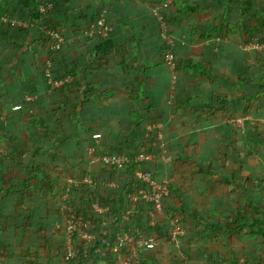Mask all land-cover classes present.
<instances>
[{"label": "crops", "instance_id": "crops-1", "mask_svg": "<svg viewBox=\"0 0 264 264\" xmlns=\"http://www.w3.org/2000/svg\"><path fill=\"white\" fill-rule=\"evenodd\" d=\"M45 1L48 10L53 12L56 0ZM154 1L157 4L163 0ZM252 2L255 7H247L246 3L252 6ZM61 4L60 17L55 13L57 34L68 37L67 48H63V51L67 49L69 55L68 64L78 65V73L71 77L72 82L67 88L57 89L47 95H27L26 84L36 81V85L42 88L45 81L35 59L29 54L38 48L35 38L39 35L38 30H43L39 28L40 21L36 22L39 24L35 26L36 32L32 31L27 20H19L26 23L27 27L10 25L5 26L4 35L0 32V83L4 85L0 113L5 108L6 115L18 113L16 107L22 106L19 98L26 96L24 99L27 104H31L28 112L51 123L48 139L53 146L49 154L53 165L45 174L51 173L50 178L58 182L68 171H100L101 167L93 164L99 154L93 157L84 140L87 136L101 135L100 143L106 148L113 146L122 150L127 146L133 147L127 135L133 130L132 123L140 116L145 119L142 128L155 131L157 145L160 143L165 146V140L168 139L175 146L173 155L177 157L179 151L185 152L183 161L189 163L194 160L192 166L205 162L213 166L217 161L222 166H227L229 162H240L233 153L235 145L242 140L258 138L257 129H264V124H259L264 118L263 88L252 77L253 68L258 71V65L261 69L264 67V52L247 48L254 42L264 40V25L258 20L264 17V0H175L174 10L169 14L171 19L169 22L166 20L168 33L174 42V68L163 55L166 45L159 36L160 27L153 16L155 5H149L148 0H67L64 5ZM47 11L41 13L46 14ZM102 11H107V22L113 28L107 39L88 35L98 19V12ZM93 16L95 20L91 21ZM52 33L48 32L52 40L44 44L46 50L56 49L58 41ZM102 40L107 46L104 50L107 54L98 55L96 46ZM17 44L23 46L20 54ZM61 63L60 59L56 62L59 68H62ZM16 64H23L27 75L25 81L21 80V70L10 72ZM242 95L250 99L245 98L243 101ZM175 98L178 100L177 105L174 103ZM71 106L75 109L72 120L62 119L58 114L63 125L61 128L55 113L60 110L68 117L73 109ZM6 115L1 117L3 127L15 131L18 121H9ZM232 118H246L244 128L225 123L226 119ZM147 121L153 123L148 124ZM60 130L68 134L67 142L59 139ZM20 135L24 136L22 133ZM146 136L151 144V138ZM24 143L25 140L20 142L23 146ZM0 152L7 155L4 148ZM166 157L167 151L161 158L166 161ZM259 160L264 167V158ZM98 163L96 161L95 164ZM0 164L6 167L2 161ZM228 168L231 169V166L228 165ZM39 175L43 177L42 173ZM180 179L182 181L185 177ZM203 180L207 193L202 197L205 201L199 200L196 205L195 194L191 190V195L185 196L178 207L195 215L201 204L202 209H209L210 204L213 205L212 195L227 193L222 185L224 181L220 178L211 176L209 180H215L216 184ZM229 196H225V200H229L228 209L218 211L221 215L226 212L230 216ZM44 202L41 203L45 205L44 208L37 209L36 217L44 223L48 222L49 227L41 234L56 237L55 231L61 219L56 211L58 208L55 210L53 207L58 204L61 206V203L58 198H49ZM184 217L177 214L174 219L182 222ZM29 234L23 238L7 237L0 232L1 239L7 242L6 246L0 247L3 260L6 261L5 254L11 250L10 253H14V256H10L11 264L27 263L22 252L33 246L29 242ZM193 239L196 241V244H192L197 251L194 255L196 258L185 257L186 264H210L206 262L204 253L212 255L213 264H225L232 260L237 264H264L262 237L237 235ZM170 245L180 248L181 242L179 245ZM160 247L166 250L167 245L162 244ZM169 250L161 255L163 264H170L171 248Z\"/></svg>", "mask_w": 264, "mask_h": 264}, {"label": "trees", "instance_id": "trees-1", "mask_svg": "<svg viewBox=\"0 0 264 264\" xmlns=\"http://www.w3.org/2000/svg\"><path fill=\"white\" fill-rule=\"evenodd\" d=\"M66 1L56 0V8H53V12L48 10L46 14H42L40 4L36 0H0V32L3 35L5 34V26H9L3 22L4 17L27 20L31 24L30 28L33 32H36L35 26L38 27L39 25L36 22H41L39 28L41 27L43 30H38L39 35L35 38L38 48L35 51L32 50L29 54L35 59L36 66H39V73L45 81L42 88L36 85V81L26 84L28 96L47 95L57 89L67 88L69 83L72 82L71 77L78 73V65H69L67 49L63 51L64 47L67 48L68 37L62 34L59 35L63 38V42L60 43V46L57 42L56 49L46 50L44 46L49 39L52 40V37L48 34L49 31L58 33L55 25L57 23L55 13L60 17L62 14L61 3L64 5ZM230 1L232 2V0ZM150 3L156 5L154 0H150ZM174 3L175 0L166 13L168 22L169 14L173 12L175 7ZM252 4L251 6V4L246 3L249 8L255 7L254 2ZM100 14L101 12H98L97 18ZM94 20L95 16L91 21ZM258 20L264 25V17ZM104 45V40H102L96 46L98 55L107 54L104 51L107 46ZM17 46L18 54H20L23 46L19 44ZM59 59L62 61V68H59V65L56 64ZM23 64H16L10 72L21 70V80L25 81L27 75L23 70ZM258 66L260 67V65ZM259 67L258 71L252 69V77L263 88L262 96L264 95V67L262 69ZM61 82L62 84L59 87L54 86V83ZM3 87V83H0V98ZM242 96L243 101H245V98L246 100L249 98ZM24 98L26 99V96L19 98L22 106L16 110L19 111L18 113L14 112L6 115V108L2 109L4 113H0V150L4 148L5 153H7L4 156L0 152V162L6 164L5 168L0 164V232L7 237L16 235L17 237L22 236V238L30 233L29 236L31 237L28 238L33 240V246L28 248L27 251L23 249L24 252H22L24 257L27 258L28 264H122L124 259L133 254L135 247H124L118 253L110 252L109 248L115 246L120 233L154 237L160 242V246L166 244L167 248L164 247L166 250L171 248L170 257L172 259L170 264H184V262L186 264L185 257H194L197 251L192 247V244H196L195 239L192 240V237H237L239 235L262 237L264 242V167L259 160V158H264V129H257L258 138L242 140L235 145L233 153L238 156L236 160L240 161L239 163L229 162L227 166H222L220 165L221 162L217 161L214 166L208 162L200 165L196 163L195 166H192L194 160L191 159L193 162L189 163L183 161L186 157L183 154L185 152L179 151L177 157L173 155L175 146L168 139L165 140V146L160 143L157 145L155 131L151 130L150 132L147 128H142L145 119L140 116L132 123L133 130L127 135L133 147L127 146L122 150H118L113 146L106 148L101 143L96 144L94 136H87L84 140L88 149L90 146H96V155L99 154L98 156L112 153L127 154L131 158V162L124 171L118 172L116 169L108 168L100 163V171L90 169H78L77 172L68 171L60 179L61 181L56 182V179L54 181L53 178H50L51 173L45 174L53 165V162L49 160V154L53 150L51 140L48 139L51 134V123L30 114L28 111L31 104H27ZM177 102L178 100L175 98V105H177ZM65 107L67 105L63 109ZM72 108L68 117L67 114L63 115L59 110L56 111L55 118H58V114H60V118L72 120L71 116L75 110L74 107ZM10 109H12L11 106ZM2 115H6V119L8 118L9 121H18L15 131L11 132L3 127ZM58 120L61 128H63L61 120L59 118ZM150 122L147 121L146 123L149 124ZM249 129L251 131V128ZM20 133L24 136H21ZM59 134V139L67 142L68 134L62 130L59 131ZM144 135L151 138V144L150 140L145 138ZM23 140H25L24 146L20 144ZM166 151L167 159L165 161L161 156ZM142 154L152 155L153 158L149 162H136L137 156ZM96 155L92 156L96 157ZM56 156H54L55 159ZM95 163L93 161V164ZM228 165L231 166V169L228 168ZM137 169H143L155 181L163 182L166 179L171 181L169 185L170 194L164 199V214L158 215L156 226L150 225L154 204L146 201L140 194V190H146V185L136 178ZM40 172L43 177H40ZM183 176L185 179L181 181L180 178ZM211 176L223 180L222 185L227 190V193H215L211 196L213 205H210L213 208L210 206L209 209H202L201 204L198 211H195V215H193L192 212L185 211L183 207H178V204L183 203L185 196L190 194L191 190L195 194L196 205L199 204V200L204 202L205 199L202 197H205L207 193L204 191L203 178L206 183L216 184L215 180H209ZM86 178H91L95 185L85 183ZM200 179L202 181H198ZM71 180L78 183H71ZM113 180L119 185L117 189L107 186V182ZM228 194L231 200L229 206L231 220L226 212L222 215L218 212L223 208L228 209L229 200H225V196ZM66 196L69 198L65 199L63 204L75 212L77 219L83 217L84 222L87 224V232L92 233L95 237L91 241H83L77 232L73 233L71 237L74 244L81 250V256L75 260L67 259L65 245L68 236L66 235V226L62 224V218H60L61 223L59 225L61 227L59 230L63 229V231L61 230L63 235L62 237H54V235L41 234L43 230L49 227V224L36 217L37 209L44 208V201L49 198L62 200ZM133 197H137L136 201H133ZM244 204L245 207H243ZM96 205L107 209V211L101 214L96 210ZM177 214L185 216L182 222L188 225L186 226L185 235L181 238L180 248L169 244L171 242V220ZM33 235L37 237H33ZM1 238L0 247L6 246V240ZM160 246L154 251L144 249L141 252L140 264H163L162 256L166 250H163ZM10 252L11 250L5 254L6 261L3 260V255L0 256V264H11L9 262L10 256H14V253ZM206 254L204 253L206 262L213 264L212 255L208 256ZM31 259L34 260L31 261ZM232 262L235 261L232 260L225 264H231ZM234 264H237V262Z\"/></svg>", "mask_w": 264, "mask_h": 264}, {"label": "built area", "instance_id": "built-area-1", "mask_svg": "<svg viewBox=\"0 0 264 264\" xmlns=\"http://www.w3.org/2000/svg\"><path fill=\"white\" fill-rule=\"evenodd\" d=\"M40 4V11L42 13H45L48 10V5L46 4L45 0H36ZM174 0H166L162 1L161 3L156 4L153 7V16L156 19L159 27H160V37L165 42L166 48L163 50V55L165 59L171 63L172 67L174 68V62H175V55H174V42L173 39L170 37L168 33V23L166 21V13L168 12L169 8L171 7ZM148 4L151 5L150 0H148ZM107 11H102L96 22L91 26V29L88 32V35L93 36L97 35L98 37L102 39H107L111 36L113 32V28L108 24L107 22ZM3 22L7 25L11 26H24L27 27V24L19 21L18 19H11L8 17L3 18ZM54 38H56L60 43L63 42V38L60 37L58 34L52 33L51 34ZM248 50H255L258 52H264V42H256L253 44H250L248 47ZM61 83H54L55 87H59ZM20 109V107H16V110ZM247 119L246 118H232V119H226L227 124H233L237 127L244 128L246 124ZM101 135H95L94 140L96 141V144H99L101 142ZM88 152L91 155H96V146H90L88 149ZM152 155L142 154L137 156L136 162H149L152 160ZM100 163H102L104 166L112 169H116L118 172H122L126 169L128 164L131 162V158L125 154V153H112V154H105L99 156V158L96 160ZM95 161V162H96ZM136 178L143 182L144 185H146V190L142 189L140 190V194L143 196V198L148 201L152 202L154 204V212L151 213V220L150 225L156 226L158 224V215L164 214V199L169 196L170 190L169 185L171 181L168 179L164 180L163 182L155 181L152 176L149 173L144 172L142 169H137ZM85 183L95 185L93 180L91 178H86L84 180ZM71 183H78L74 180H71ZM107 186L111 187L112 189L118 188V183L116 181H108ZM69 197H64L65 199H68ZM137 197H133V201H136ZM66 208V211L73 214L74 219L73 221H76L75 224H70L68 226V230L70 231V237L67 238L66 245H65V252L68 256L67 259L75 260L77 257H80L79 253H81V250L77 248L74 244V240L71 237L74 232H77L80 236L81 240L85 241H91L95 237H93L92 233L87 232V224L84 222L83 217H79L78 219L75 216V212L70 210L66 205H64ZM96 210L100 212L101 214H104V212L107 211V209H104L98 205H96ZM172 230L170 231L171 236V242L169 244L173 245H179L181 242V238L185 235V230L180 222H178L176 219L171 220ZM160 246V242L154 238V237H147V236H137L133 234H122L120 233L117 237L116 244L114 247H110L109 251L113 253H118L122 250L124 247H135L133 254L124 259L122 264H140L141 263V252L144 249L154 251ZM79 252V253H78Z\"/></svg>", "mask_w": 264, "mask_h": 264}, {"label": "rangeland", "instance_id": "rangeland-1", "mask_svg": "<svg viewBox=\"0 0 264 264\" xmlns=\"http://www.w3.org/2000/svg\"><path fill=\"white\" fill-rule=\"evenodd\" d=\"M255 43V42H254ZM259 124L260 125H262V124H264V118L262 119V120H260L259 121ZM95 136V135H94ZM99 164L100 163H98V164H94V165H97V166H99ZM96 166V167H97ZM63 201H64V198L62 199V200H58V202L59 203H61V206L58 204V206L56 207H53V209H55L56 210V208H58L56 211H58V213H59V215H60V218H62V223L63 224H65V228H66V232L68 233H66V235L68 236V237H70V231L68 230V226L72 223V224H75V222L76 221H73L72 219H74V216H73V214L72 213H70L69 211L67 212L66 211V208L64 207V204H63ZM60 206V207H59ZM243 207H245V206H243ZM54 210V211H55ZM180 216V215H179ZM179 216H176L177 218L179 217ZM177 221L178 222H180L181 223V225L183 226V223L181 222V221H179L178 219H177ZM187 226V225H186ZM60 227H61V225L59 226V227H57V229H56V231H55V236L56 237H62V235H63V232H61V230L63 231V229H61V230H59L60 229ZM59 228V229H58ZM183 228H184V230H185V232H186V229H187V227H184L183 226ZM16 236V235H15ZM30 244H33V240L30 238ZM79 253V252H78ZM83 253V252H82ZM79 255L81 256V253H79ZM25 264H27L26 262H25Z\"/></svg>", "mask_w": 264, "mask_h": 264}]
</instances>
